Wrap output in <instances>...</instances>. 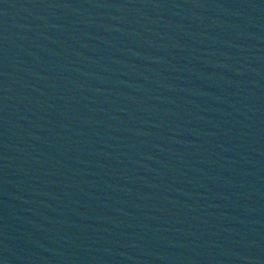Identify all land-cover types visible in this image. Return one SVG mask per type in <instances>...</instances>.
<instances>
[{"label": "water", "instance_id": "water-1", "mask_svg": "<svg viewBox=\"0 0 264 264\" xmlns=\"http://www.w3.org/2000/svg\"><path fill=\"white\" fill-rule=\"evenodd\" d=\"M0 264H264V0H0Z\"/></svg>", "mask_w": 264, "mask_h": 264}]
</instances>
